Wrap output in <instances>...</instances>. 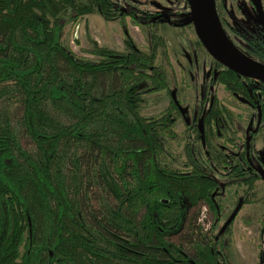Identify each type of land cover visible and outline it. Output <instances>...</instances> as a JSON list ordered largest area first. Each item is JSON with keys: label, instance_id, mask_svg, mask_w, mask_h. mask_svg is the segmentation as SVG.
<instances>
[{"label": "trees", "instance_id": "16d2710c", "mask_svg": "<svg viewBox=\"0 0 264 264\" xmlns=\"http://www.w3.org/2000/svg\"><path fill=\"white\" fill-rule=\"evenodd\" d=\"M157 9L0 0V264H220L197 224L211 182L176 166L206 161L199 131L187 129L192 145L178 157L173 95L165 111L144 113L150 96L171 91ZM94 12L121 21L124 51L91 37L87 55L74 52L67 23ZM128 18L152 29L149 51Z\"/></svg>", "mask_w": 264, "mask_h": 264}, {"label": "flooded vegetation", "instance_id": "af4514ba", "mask_svg": "<svg viewBox=\"0 0 264 264\" xmlns=\"http://www.w3.org/2000/svg\"><path fill=\"white\" fill-rule=\"evenodd\" d=\"M214 5L231 52L264 72V0H214ZM204 49L210 61L203 60L198 69L197 103L193 107L177 105L180 115L175 124L184 126L182 131L177 129L185 137L183 152L192 145L187 129L199 131L206 161L176 166L183 173L198 166L211 182V203L201 202L197 209L200 215L207 207L210 224L203 228L200 216L197 224L203 234H210L215 260L220 264H264V80L230 69ZM205 132L207 140L203 141ZM193 146L201 153L197 140ZM195 210L188 213L181 231L191 230L189 218ZM239 228L250 234L253 244L245 258L233 242Z\"/></svg>", "mask_w": 264, "mask_h": 264}, {"label": "rangeland", "instance_id": "374dc122", "mask_svg": "<svg viewBox=\"0 0 264 264\" xmlns=\"http://www.w3.org/2000/svg\"><path fill=\"white\" fill-rule=\"evenodd\" d=\"M134 1L138 2L140 6L148 9L150 12H154L158 8L155 15L160 17L161 23L158 25L156 32L162 35L166 41L169 51L168 56L172 67V73L170 74L171 91H162L150 96L151 102L149 106L145 107L144 113L146 115H154L165 111L171 103L173 92H176L177 99L179 98L181 105L184 104L193 107L197 103L195 97L198 94V69L203 65V60L205 62H209L210 60L205 49L199 45L194 24L191 22L190 4H187L186 0ZM214 9L216 20L221 27L215 5ZM127 22V26L136 44L141 49L149 51L150 33L152 29L146 24L143 26L134 25L131 18H128ZM70 25L72 24L69 21L64 36L65 38L66 36L68 37L67 40L74 52L78 55H87L84 49L91 47V37L95 38L101 45L109 46L119 52L125 50L124 32L119 19L107 20L101 14L94 12L84 15L78 22L76 29V25ZM75 36L79 37V43L76 42ZM183 128L184 126L180 122L179 126H177L178 131H182ZM173 149L175 155L178 157L183 156L181 145L175 143ZM207 214V217L204 218L205 223L200 221L203 228H208L210 224V216L208 212ZM243 231L244 228L243 230L241 228L237 230V233L234 234L233 242L238 245L239 250L241 249L242 256L245 258L246 253L251 251L253 244L252 240L249 241L248 239L251 238L249 236L250 234H245ZM177 239L174 238V240ZM255 246L252 248L258 254L259 250Z\"/></svg>", "mask_w": 264, "mask_h": 264}, {"label": "water", "instance_id": "95a60500", "mask_svg": "<svg viewBox=\"0 0 264 264\" xmlns=\"http://www.w3.org/2000/svg\"><path fill=\"white\" fill-rule=\"evenodd\" d=\"M189 4L196 34L208 52L230 69L246 76L264 80V72L261 69L249 66L245 60L231 52L224 33L216 20L214 0H189ZM173 97L177 105L181 106L176 92H173ZM202 132H204L203 129Z\"/></svg>", "mask_w": 264, "mask_h": 264}, {"label": "built area", "instance_id": "2783aa9c", "mask_svg": "<svg viewBox=\"0 0 264 264\" xmlns=\"http://www.w3.org/2000/svg\"><path fill=\"white\" fill-rule=\"evenodd\" d=\"M207 212H208L207 207L204 206V207L202 208L201 216H200V221H202L203 223H205V222H204V218H206L207 215H208Z\"/></svg>", "mask_w": 264, "mask_h": 264}]
</instances>
